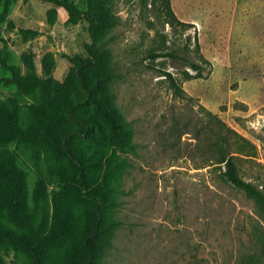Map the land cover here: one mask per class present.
<instances>
[{
	"label": "rangeland",
	"instance_id": "obj_1",
	"mask_svg": "<svg viewBox=\"0 0 264 264\" xmlns=\"http://www.w3.org/2000/svg\"><path fill=\"white\" fill-rule=\"evenodd\" d=\"M69 1L87 8V0ZM144 2L115 0L119 23L102 32L113 60L112 103L94 94L73 118L63 94L86 95L80 81L90 86L98 75L86 63V19L72 22L47 0H0V156L21 173L28 207L41 201L32 211L41 225L58 202L71 226L72 238L49 247L46 264L77 261L90 212L70 158L48 139L27 136L35 99L49 101L60 147L79 154L85 184L108 172L109 244L88 264H241L256 252L263 221L223 176L212 144L225 128L248 141L233 135L229 143L244 153L252 147V157L237 154L239 172L264 192V0H169L172 23L158 1ZM161 52L167 56L149 57ZM165 72L183 98L172 94ZM111 118L122 123L121 143L110 135ZM0 257L24 264L9 245Z\"/></svg>",
	"mask_w": 264,
	"mask_h": 264
},
{
	"label": "trees",
	"instance_id": "obj_2",
	"mask_svg": "<svg viewBox=\"0 0 264 264\" xmlns=\"http://www.w3.org/2000/svg\"><path fill=\"white\" fill-rule=\"evenodd\" d=\"M53 4L61 6L68 14L69 20L78 21L84 17L88 23V33L90 42L86 44L85 49L89 57L86 60L88 65L98 70L96 81L89 86L86 81H80L82 88L86 91V95L75 92H66L62 96L63 103L67 107V112L75 118L77 109L80 104L87 101L91 96L97 94L98 97L112 103L110 99L109 79L115 76L113 73L112 58L107 59L110 50L106 46L103 31L112 29L119 23V15L115 8V0H87V8L84 11H78L69 0H47ZM144 1V0H143ZM159 2L162 16L166 22L172 23L175 19L169 0H145V6L155 5ZM167 56L165 53H151L150 58L156 59ZM194 71L199 72L201 67L197 64H191ZM167 83L172 94L177 98H183V89L178 81L168 72L164 73ZM97 110H100L99 105ZM33 122L27 136L32 143L39 142L41 137L48 139L49 144L55 153H64L68 156L76 167L75 175L79 176L80 183L86 193L81 197L89 202V231H87L81 240V247H78L79 256L73 264H88L98 254L104 253L106 246L109 244L108 237L103 228V222L106 216V208L108 204L107 197V176L106 172L98 184H85L82 177L81 169L78 164L80 161L79 154L73 149L71 144H65L66 149L60 147L58 139L53 128V119L51 106L47 99L36 100L32 105ZM110 135L117 142L121 143L122 138L117 129V125L111 119H107ZM215 143L212 144L216 148L217 158L215 163L224 166L223 176L234 187L242 190L249 198L252 199L257 214L263 221V224L257 227L256 241L257 249L242 259L241 264H264V192L253 183L246 181L239 172L237 161L240 156L252 157L251 149L244 153L242 150L231 147L229 143L231 136H238L230 129L218 130ZM239 137V136H238ZM242 142L249 144L248 141L239 137ZM87 190V191H86ZM77 191H81L77 189ZM82 192V191H81ZM80 195L79 193H77ZM26 188L21 173L16 170L8 155L0 156V203L6 210L4 216L0 215V246L9 245L18 250L23 255L24 264H46V252L55 242L61 241L66 244L70 238L71 226H69L68 216L63 214L58 202L54 205V215L51 221L41 225L36 219L38 216L32 211L38 212L42 208V203L37 200L35 206L30 209L25 201ZM0 264H5L0 257Z\"/></svg>",
	"mask_w": 264,
	"mask_h": 264
}]
</instances>
